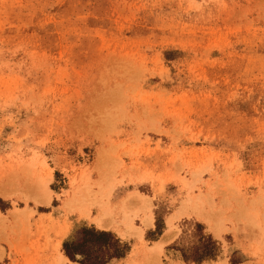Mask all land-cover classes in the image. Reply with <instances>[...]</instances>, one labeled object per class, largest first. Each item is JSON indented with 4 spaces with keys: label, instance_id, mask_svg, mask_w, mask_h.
<instances>
[{
    "label": "rangeland",
    "instance_id": "374dc122",
    "mask_svg": "<svg viewBox=\"0 0 264 264\" xmlns=\"http://www.w3.org/2000/svg\"><path fill=\"white\" fill-rule=\"evenodd\" d=\"M0 193V264H264V0H0Z\"/></svg>",
    "mask_w": 264,
    "mask_h": 264
},
{
    "label": "trees",
    "instance_id": "16d2710c",
    "mask_svg": "<svg viewBox=\"0 0 264 264\" xmlns=\"http://www.w3.org/2000/svg\"><path fill=\"white\" fill-rule=\"evenodd\" d=\"M155 228V237H158L162 231L159 230L157 221ZM199 228L200 225H196L193 234L198 237V247L190 253L191 255L184 251L183 260L185 262L202 264L215 260L219 254L217 243L210 236L200 233ZM129 251V245L123 243L111 232L87 228L77 231V237L65 240L62 244L63 255L72 264H113L125 258Z\"/></svg>",
    "mask_w": 264,
    "mask_h": 264
},
{
    "label": "bare ground",
    "instance_id": "6f19581e",
    "mask_svg": "<svg viewBox=\"0 0 264 264\" xmlns=\"http://www.w3.org/2000/svg\"><path fill=\"white\" fill-rule=\"evenodd\" d=\"M43 191H46L45 192V194H44V198H42V201L40 200H34V203H36L37 205L38 204H46L48 201H49V199H50V197H49V195H48V191L45 189V188H43ZM42 195H43V193H42ZM42 195H40V196H42ZM0 196L1 197H5L6 196V194H4V193H0ZM136 199H139L140 201H143L142 203H145L146 201V199L145 198H143V197H141V196H139V195H133ZM132 196V197H133ZM133 197V198H134ZM41 198V197H40ZM34 199V198H33ZM91 201H93L94 202V199L92 200L91 199ZM96 202V201H95ZM16 211H18V210H16ZM20 211V210H19ZM195 211V210H194ZM197 212V211H196ZM14 213H16V212H14ZM198 213V212H197ZM13 215V214H12ZM178 216V215H177ZM197 216V215H196ZM174 219V218H173ZM146 221H147V218H146ZM95 224H96V227L98 228V229H105V228H108V225L105 223V221H103V220H100V219H97L96 220V222H95ZM171 236H172V233L171 232H169L165 237L166 238H168V239H164V240H162L161 241V243L160 244H158L157 246H154L153 248H151V254H158L157 252H159L160 251V246H161V244L162 243H164V242H166V240H169V238H171ZM150 254V257L152 256ZM154 256V255H153ZM61 260L62 261H65L64 259H62L61 258Z\"/></svg>",
    "mask_w": 264,
    "mask_h": 264
},
{
    "label": "crops",
    "instance_id": "0c3cea01",
    "mask_svg": "<svg viewBox=\"0 0 264 264\" xmlns=\"http://www.w3.org/2000/svg\"><path fill=\"white\" fill-rule=\"evenodd\" d=\"M148 218H149V223H150V221H151V216H148ZM83 222H85V223H87V221L85 220V219H83ZM106 223V222H105ZM107 224V223H106ZM108 225V224H107ZM153 227V222L148 226V229H151ZM105 229H107V228H105ZM116 232V231H115ZM166 232V231H165ZM164 232V235L158 240V242H156L155 244H153V246L151 247V248H153L154 246H157L158 244H160L161 243V241L162 240H164V239H168V238H166L165 236L170 232V231H167L166 233ZM116 234L118 235V232H116ZM173 238V236H171V238H169V240H166V242H164V243H162L161 244V246H160V251H161V249H164V247L166 246L165 244H167L171 239ZM122 240H124V241H130V239H126V238H123ZM138 247H140V245H138V244H133L132 246H131V249H130V252H129V254H130V256L134 253V252H138L140 249L138 248ZM163 247V248H162ZM151 248L149 249V251L151 252L152 250H151ZM159 251V252H160ZM159 252H157V253H159ZM129 256V255H128ZM127 256V257H128ZM129 258V257H128ZM125 260V259H124ZM125 264H129V260L128 259H126L125 261Z\"/></svg>",
    "mask_w": 264,
    "mask_h": 264
}]
</instances>
